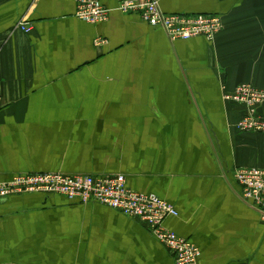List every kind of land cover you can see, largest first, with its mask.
I'll list each match as a JSON object with an SVG mask.
<instances>
[{
	"label": "crops",
	"instance_id": "1",
	"mask_svg": "<svg viewBox=\"0 0 264 264\" xmlns=\"http://www.w3.org/2000/svg\"><path fill=\"white\" fill-rule=\"evenodd\" d=\"M157 1L164 14L221 16L224 29L172 41L118 12L124 0H100L112 11L98 24L76 0H0V180L120 174L176 207L165 226L200 248L199 264H264V217L234 177L264 169V135L238 130L244 106L225 98L264 90V0ZM0 264L175 258L140 219L37 192L0 200Z\"/></svg>",
	"mask_w": 264,
	"mask_h": 264
},
{
	"label": "built area",
	"instance_id": "2",
	"mask_svg": "<svg viewBox=\"0 0 264 264\" xmlns=\"http://www.w3.org/2000/svg\"><path fill=\"white\" fill-rule=\"evenodd\" d=\"M77 17L90 24L105 22L110 18L109 10L100 0H76ZM122 14H140L151 27L165 30L172 41L191 40L204 37L214 41L224 29L223 19L217 15L164 14L157 0H124L116 9ZM17 28L30 34L33 27L26 21L18 23ZM96 45L106 44L99 38ZM226 100L244 106V114L237 125L243 133L264 135V90L252 84L237 86L233 94H227ZM0 91V109L3 106ZM237 184L242 187L241 198L257 209L264 217V169L243 167L234 171ZM57 194L71 201L84 204L92 202L121 211L126 216L137 218L148 224L153 236L165 245L173 254L175 264H199L200 248L191 240L179 236L165 226L169 217L178 215L175 206L158 198L154 194H142L127 187L123 175L69 176L58 173H25L15 175L9 180H0V200L11 195L23 193Z\"/></svg>",
	"mask_w": 264,
	"mask_h": 264
}]
</instances>
